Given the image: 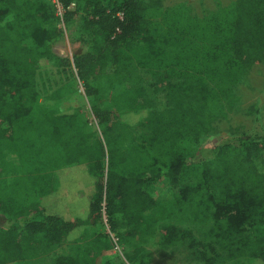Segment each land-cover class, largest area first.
Segmentation results:
<instances>
[{"label": "trees", "instance_id": "1", "mask_svg": "<svg viewBox=\"0 0 264 264\" xmlns=\"http://www.w3.org/2000/svg\"><path fill=\"white\" fill-rule=\"evenodd\" d=\"M58 1L74 4L90 35L72 63L102 138L82 108L62 102L64 88L38 82L41 69L71 65L49 49L57 33L50 5L0 0V264L69 245L102 203L110 231L125 226L121 239L137 237L139 251L155 239L189 264H264V234H252L264 225V173L256 166L264 128L191 154L264 62V0H231L204 15L162 0ZM48 175L56 185L41 195ZM160 180L169 199L150 193ZM100 238L84 230L75 241L86 244L51 264H109Z\"/></svg>", "mask_w": 264, "mask_h": 264}, {"label": "rangeland", "instance_id": "2", "mask_svg": "<svg viewBox=\"0 0 264 264\" xmlns=\"http://www.w3.org/2000/svg\"><path fill=\"white\" fill-rule=\"evenodd\" d=\"M50 5L54 15V22H49V26L57 29V33L49 42L50 51L63 59L70 61V68L47 67L38 72V82L52 91L57 88H64V98L62 102L68 106L80 107L83 110V116L89 122L92 130L98 137H101V130L95 121L91 103L86 96L84 84L77 77L76 69L73 66L72 58L74 55L86 51L90 45V35L85 33L81 28L82 19L80 13H75V6L64 8L62 11L58 9L53 0H45ZM164 6L174 3H184L189 5L193 12L197 15H204L208 10L214 9L217 5H225L231 0H162ZM72 15L67 16L68 13ZM67 16V17H66ZM67 18V20H66ZM46 89V88H45ZM238 101L233 106H225V116L216 123V129L209 135L200 139L197 144H193L192 156L198 157L205 150L214 145H218L226 137H232L239 134H249L256 127L264 128V62L253 67L248 77L236 89ZM158 104L163 103V97L158 95ZM250 110L251 112H249ZM125 118L126 115L122 114ZM1 152L9 155V147L6 144L1 145ZM258 170L264 173V154L260 160L256 161ZM56 185V178L48 175L44 180L39 194H44ZM150 193L153 197L166 200L170 198L169 186L165 180H160L150 185ZM98 217L94 221H90L89 225L83 227L73 236L75 238L69 245H64L50 253L42 256L38 260L18 262L17 264H51V259L55 255L67 254L74 248H81L87 242L78 241L86 230L88 236L101 237L106 240L108 249L103 250L101 260L107 261L109 264H189L183 259V255L179 252L170 250H160L154 245L155 239H149L144 245L143 250L136 249L137 237L133 240H122L120 234L126 233L125 226H119L115 232L110 231L107 223V217L104 212V203ZM6 222V217L0 216V226ZM252 234H264V225L256 227L252 230ZM76 240V241H75ZM226 264H253L249 258H240L229 261Z\"/></svg>", "mask_w": 264, "mask_h": 264}, {"label": "built area", "instance_id": "3", "mask_svg": "<svg viewBox=\"0 0 264 264\" xmlns=\"http://www.w3.org/2000/svg\"><path fill=\"white\" fill-rule=\"evenodd\" d=\"M54 3L56 4V6L58 7V9H60V11H62L64 9V7L60 4V2L58 0H53ZM71 6H74V4H71L70 6L68 7H71ZM67 7V8H68ZM119 18H121L120 14H119Z\"/></svg>", "mask_w": 264, "mask_h": 264}]
</instances>
